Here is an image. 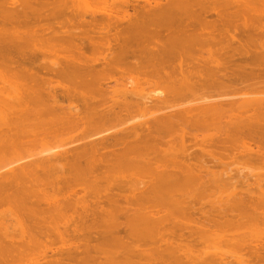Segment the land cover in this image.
I'll return each instance as SVG.
<instances>
[{"label":"bare ground","instance_id":"obj_1","mask_svg":"<svg viewBox=\"0 0 264 264\" xmlns=\"http://www.w3.org/2000/svg\"><path fill=\"white\" fill-rule=\"evenodd\" d=\"M0 264H264V0H0Z\"/></svg>","mask_w":264,"mask_h":264}]
</instances>
